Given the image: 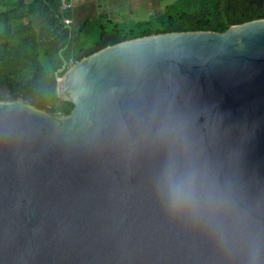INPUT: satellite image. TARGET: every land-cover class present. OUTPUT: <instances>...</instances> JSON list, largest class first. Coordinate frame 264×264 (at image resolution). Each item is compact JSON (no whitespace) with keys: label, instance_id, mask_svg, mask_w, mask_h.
<instances>
[{"label":"water","instance_id":"obj_1","mask_svg":"<svg viewBox=\"0 0 264 264\" xmlns=\"http://www.w3.org/2000/svg\"><path fill=\"white\" fill-rule=\"evenodd\" d=\"M66 48L68 115L0 85V264H264V19Z\"/></svg>","mask_w":264,"mask_h":264},{"label":"trees","instance_id":"obj_2","mask_svg":"<svg viewBox=\"0 0 264 264\" xmlns=\"http://www.w3.org/2000/svg\"><path fill=\"white\" fill-rule=\"evenodd\" d=\"M70 11H62L59 0H0V85L66 115L73 106L58 98L54 76L62 66L59 51L66 46L61 56L73 65L130 39L176 32L222 33L231 26L264 19V12L243 0H176L159 15L129 29L109 21L111 29L101 27L95 47L78 51L85 23L80 27L71 22Z\"/></svg>","mask_w":264,"mask_h":264},{"label":"rangeland","instance_id":"obj_3","mask_svg":"<svg viewBox=\"0 0 264 264\" xmlns=\"http://www.w3.org/2000/svg\"><path fill=\"white\" fill-rule=\"evenodd\" d=\"M176 0H160V5L162 7V9H164V7L166 5H169L171 3H173ZM112 5V17L107 19L105 18V16L103 17H94V18H89L87 19L85 26L82 29V32L80 34V43H79V47H78V51L79 50H90L93 47L96 46V44L100 41V37H101V27H103L104 29H111V24L109 23V21H112L115 24H118L120 27L125 26L128 27L127 29H129L131 26L136 25L137 23L140 22H145L149 19L152 18V16H150V14L148 12H146L145 10H136L134 12V14H130L127 9L126 6H122L118 3H111ZM83 24V23H81ZM80 24V27L82 26ZM78 51L74 53V55L78 54Z\"/></svg>","mask_w":264,"mask_h":264},{"label":"crops","instance_id":"obj_4","mask_svg":"<svg viewBox=\"0 0 264 264\" xmlns=\"http://www.w3.org/2000/svg\"><path fill=\"white\" fill-rule=\"evenodd\" d=\"M111 3L126 6L130 14H134L136 10H145L154 17L163 11L160 0H72L71 22L75 25L84 24L87 19L97 16L109 19L113 14Z\"/></svg>","mask_w":264,"mask_h":264},{"label":"built area","instance_id":"obj_5","mask_svg":"<svg viewBox=\"0 0 264 264\" xmlns=\"http://www.w3.org/2000/svg\"><path fill=\"white\" fill-rule=\"evenodd\" d=\"M59 2L62 11H69L72 9V0H59ZM65 23L69 24L70 21L66 20Z\"/></svg>","mask_w":264,"mask_h":264}]
</instances>
